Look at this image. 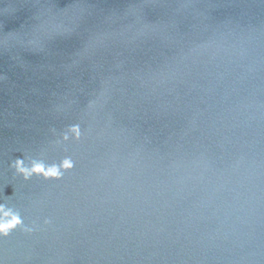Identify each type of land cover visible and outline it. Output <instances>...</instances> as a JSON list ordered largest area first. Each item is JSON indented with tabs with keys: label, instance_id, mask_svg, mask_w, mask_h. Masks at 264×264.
I'll list each match as a JSON object with an SVG mask.
<instances>
[{
	"label": "water",
	"instance_id": "1",
	"mask_svg": "<svg viewBox=\"0 0 264 264\" xmlns=\"http://www.w3.org/2000/svg\"><path fill=\"white\" fill-rule=\"evenodd\" d=\"M0 204V264H264V0H0Z\"/></svg>",
	"mask_w": 264,
	"mask_h": 264
},
{
	"label": "clouds",
	"instance_id": "2",
	"mask_svg": "<svg viewBox=\"0 0 264 264\" xmlns=\"http://www.w3.org/2000/svg\"><path fill=\"white\" fill-rule=\"evenodd\" d=\"M64 139L67 140L68 136L65 135ZM10 166L13 167L18 174L22 175L25 180H28L34 174H43L45 177L60 175V167L70 168L71 163L65 160L63 165H52L46 167L43 162L33 160L31 162V166L29 167L25 165L23 159H15ZM21 224L22 219L18 212L14 211L10 207H7L5 204H0V235L7 236L10 230ZM26 230L30 231V229Z\"/></svg>",
	"mask_w": 264,
	"mask_h": 264
}]
</instances>
